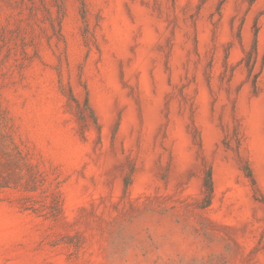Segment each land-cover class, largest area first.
Here are the masks:
<instances>
[{"label": "rangeland", "instance_id": "rangeland-1", "mask_svg": "<svg viewBox=\"0 0 264 264\" xmlns=\"http://www.w3.org/2000/svg\"><path fill=\"white\" fill-rule=\"evenodd\" d=\"M0 264H264V0H0Z\"/></svg>", "mask_w": 264, "mask_h": 264}, {"label": "trees", "instance_id": "trees-1", "mask_svg": "<svg viewBox=\"0 0 264 264\" xmlns=\"http://www.w3.org/2000/svg\"><path fill=\"white\" fill-rule=\"evenodd\" d=\"M258 54V49H257V40L255 38L254 45L252 48L251 52H248V54L243 58V61L245 62L249 74L252 75L254 74V77L256 78L258 76V73H254L255 66H256V57ZM255 81V80H254ZM13 144V151H15L13 154H17L18 156L22 154V150L19 149L18 145L12 141ZM15 149V150H14ZM7 149H3L4 154L8 157V154L12 155V152H9ZM11 157V156H10ZM204 191L207 193V201L205 205L210 204L211 198H212V192H213V178H212V173L210 170L207 171L205 180H204ZM59 199L56 201L57 205V210L59 209Z\"/></svg>", "mask_w": 264, "mask_h": 264}]
</instances>
